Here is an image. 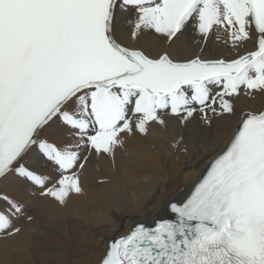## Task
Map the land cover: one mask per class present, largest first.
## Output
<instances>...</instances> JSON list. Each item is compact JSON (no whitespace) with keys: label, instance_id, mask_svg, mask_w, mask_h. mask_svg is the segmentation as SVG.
Wrapping results in <instances>:
<instances>
[{"label":"snow or ice","instance_id":"snow-or-ice-1","mask_svg":"<svg viewBox=\"0 0 264 264\" xmlns=\"http://www.w3.org/2000/svg\"><path fill=\"white\" fill-rule=\"evenodd\" d=\"M117 8L135 10L132 38L154 30L172 42L189 24L206 38L223 27L233 47L254 50L227 60L146 54L117 38ZM242 89L264 92V0H0V178L61 205L83 194L93 152L114 157L169 112L181 122L232 114ZM57 124L70 142L49 138ZM0 202V238L18 234L15 220L33 217L7 193ZM168 209L110 238L100 264H264V110L243 114L191 194Z\"/></svg>","mask_w":264,"mask_h":264},{"label":"bare ground","instance_id":"bare-ground-1","mask_svg":"<svg viewBox=\"0 0 264 264\" xmlns=\"http://www.w3.org/2000/svg\"><path fill=\"white\" fill-rule=\"evenodd\" d=\"M135 10H116L117 38L125 46L157 55L167 50L179 60L197 55L204 59H234L254 50L252 41L233 47L228 32L215 28L205 38L189 24L167 41L154 30H142L132 38L130 20ZM232 114L197 111L187 121L170 112L166 124L151 123L147 135L137 132L126 138L113 156L94 152L82 170L83 194L67 202L41 195V190L15 176L0 180V192L25 204L27 215L15 220L21 229L0 238V264H100L113 237L127 234L144 221L153 223L168 215V202L183 200L211 160L222 152L240 126L243 114L264 110V92L251 95L242 89L233 99ZM210 120V122H209ZM49 138L57 144L70 142L68 130L54 125ZM88 155L87 151H84ZM55 177L50 163L35 165ZM0 202V209L4 208Z\"/></svg>","mask_w":264,"mask_h":264},{"label":"rangeland","instance_id":"rangeland-1","mask_svg":"<svg viewBox=\"0 0 264 264\" xmlns=\"http://www.w3.org/2000/svg\"><path fill=\"white\" fill-rule=\"evenodd\" d=\"M172 201H174V200H172ZM141 222H144V221H141ZM152 224V223H151Z\"/></svg>","mask_w":264,"mask_h":264}]
</instances>
